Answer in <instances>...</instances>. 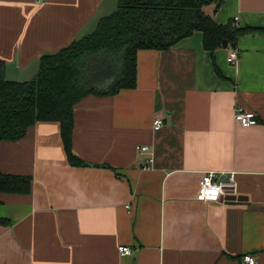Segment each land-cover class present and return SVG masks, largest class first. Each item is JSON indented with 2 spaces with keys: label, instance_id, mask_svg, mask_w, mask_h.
<instances>
[{
  "label": "crops",
  "instance_id": "crops-1",
  "mask_svg": "<svg viewBox=\"0 0 264 264\" xmlns=\"http://www.w3.org/2000/svg\"><path fill=\"white\" fill-rule=\"evenodd\" d=\"M116 6L0 0L5 79L30 81L41 56L92 33ZM212 17L264 28V0H223ZM238 107L257 123L238 124ZM138 145L150 146V168ZM72 150L84 164L68 162L58 122L0 141V172L32 179L27 194L0 193V264H244L245 254L264 264V32L213 54L201 32L168 50H139L134 88L74 105ZM207 171L233 173L240 201L198 200Z\"/></svg>",
  "mask_w": 264,
  "mask_h": 264
},
{
  "label": "trees",
  "instance_id": "trees-1",
  "mask_svg": "<svg viewBox=\"0 0 264 264\" xmlns=\"http://www.w3.org/2000/svg\"><path fill=\"white\" fill-rule=\"evenodd\" d=\"M223 0H117L116 10L97 22L94 31L58 52L43 55L27 82L5 79L0 61V141H17L37 122H58L68 162L84 164L72 150L74 105L88 94L114 95L136 85L139 50H168L201 32L202 47L213 54L226 40L237 43L249 31L233 21L217 23L212 13ZM217 74L222 77L216 68ZM28 175L0 172V193L27 194ZM7 221L0 218V224Z\"/></svg>",
  "mask_w": 264,
  "mask_h": 264
},
{
  "label": "built area",
  "instance_id": "built-area-1",
  "mask_svg": "<svg viewBox=\"0 0 264 264\" xmlns=\"http://www.w3.org/2000/svg\"><path fill=\"white\" fill-rule=\"evenodd\" d=\"M237 18H235L236 20ZM238 58L236 50L231 49L227 56V62L234 64ZM234 119L242 127H249L257 123L256 116L253 112L244 111L241 107H238L234 111ZM163 125V121L160 118L153 120V129L158 130ZM137 152L140 156L147 155L143 168H150L153 163V153L149 145H138ZM228 196H237V184L234 179V174L231 173L227 177L221 179L218 173L214 171H207L203 174L201 182L197 191V199L200 201H223ZM118 250L122 255H130L131 249L126 246H119ZM242 262L244 264H256L255 256L251 254H245L242 256Z\"/></svg>",
  "mask_w": 264,
  "mask_h": 264
},
{
  "label": "water",
  "instance_id": "water-1",
  "mask_svg": "<svg viewBox=\"0 0 264 264\" xmlns=\"http://www.w3.org/2000/svg\"><path fill=\"white\" fill-rule=\"evenodd\" d=\"M228 45H230L231 47H234V44H229L226 40H224L222 43V48H227ZM238 201H240L238 197L228 196L226 202L227 203H237Z\"/></svg>",
  "mask_w": 264,
  "mask_h": 264
}]
</instances>
